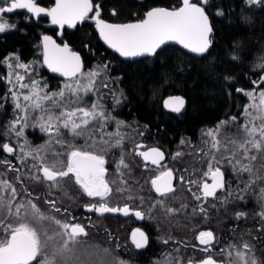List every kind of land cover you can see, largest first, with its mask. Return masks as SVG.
<instances>
[{
  "label": "trees",
  "instance_id": "1",
  "mask_svg": "<svg viewBox=\"0 0 264 264\" xmlns=\"http://www.w3.org/2000/svg\"><path fill=\"white\" fill-rule=\"evenodd\" d=\"M93 2L100 5L105 20L118 24L142 20L146 12L154 7L177 8L181 5V0ZM38 3L40 7L47 8L53 4V0H38ZM204 8L211 19L212 47L202 57L188 54L178 46L168 45L153 56L124 61L102 44L93 24L85 23L65 30L64 40L73 50L81 53L85 62L82 74L67 81L51 76L41 64L42 34L55 33V30L44 27L47 17L40 16L34 20L26 13H18L11 16L17 21L15 28L0 33V138L12 139L17 147L26 143L24 138L28 139L27 142L31 141L33 155L21 157L22 164L27 165L26 169L34 170L35 167L30 166L40 164L34 159L40 142V148L44 146L43 143L48 145L46 151H41V155L47 159L54 153L59 154V160L65 161L68 152L83 149L104 155L112 165L120 164L123 158L127 168L121 167L120 175L121 172L124 176V173L136 171V178L142 184L137 181L129 186L137 189L134 199L146 211L147 219L153 225L151 242L146 252L121 255L119 259L122 262H198L205 255L197 240L198 234L211 231L214 245L222 253L225 264L235 262L236 250L244 243L251 246L249 257L264 264V218L259 215L264 211V192L261 191L264 189V158L258 156L252 162L253 175L234 170L228 162L234 148L230 141L240 142L245 138L243 126L248 117L244 110L250 104L246 93L264 88L263 84L258 83L264 72V67H261L264 65V0L254 3H248V0H207ZM9 60L29 64L22 82L28 85L27 88H22L15 78H10ZM89 71L98 73L93 78L91 90H79L73 94L65 88L66 85L74 87L76 81ZM33 81L38 82L37 87L43 95L64 90V104L77 101L78 95L79 100L70 104V108H90L92 104H98L100 107L97 111H103L108 119L97 118L90 122L87 126L91 130L87 134L90 141L81 139L82 136L62 140L60 131V135L56 136L60 141L57 143L49 136L51 134L41 128L40 117L43 115L46 120V113L27 108L16 114L12 93L16 91L23 99L24 95L32 92ZM174 96L184 100L181 114L163 110L165 101ZM43 104L45 109L51 108L56 116L63 110L53 108L49 101ZM22 105L25 108L27 101L23 100ZM16 116H26L27 119L26 123L22 119V125H15L13 130L10 127ZM233 117L236 119L233 120ZM222 121L227 122L218 131L222 147L212 149L211 144L206 142L208 132L217 128ZM256 123L259 124V121ZM20 130H26L23 137L16 135ZM117 132L123 137L119 145H116L118 137L109 135ZM101 138L109 143L104 144ZM137 138H145L167 149L172 155L181 154L175 156L174 166L178 167L177 163L184 165V181L174 193L159 197L147 186L146 179L150 173L142 174L134 163L133 144ZM51 139L52 143L48 144ZM83 142H87L88 148L80 147ZM213 154L216 157L213 168L220 166L231 176L216 201L203 198L198 188L206 178L204 173L208 171ZM252 154L256 153L253 151ZM240 155L237 153V158ZM242 163L247 164L248 160L244 159ZM191 181L198 183L192 184ZM196 196L201 198L197 200ZM161 200L163 204L159 203ZM168 209L176 211L169 212ZM238 213L244 215L238 216ZM0 239H3L1 229ZM228 251L232 252L231 257ZM93 258L95 261L100 259L99 256ZM93 258L90 256L91 260Z\"/></svg>",
  "mask_w": 264,
  "mask_h": 264
},
{
  "label": "snow or ice",
  "instance_id": "2",
  "mask_svg": "<svg viewBox=\"0 0 264 264\" xmlns=\"http://www.w3.org/2000/svg\"><path fill=\"white\" fill-rule=\"evenodd\" d=\"M254 2L256 0H248V3ZM203 3L206 4L207 0H203ZM3 4L4 6H0V33L15 27L14 24H9L4 20L2 14L11 13L17 9H26L37 16L41 13H46L51 16V22L61 28L64 25L75 27L77 22L88 18V14L93 11L91 0H55V6L51 9L38 6L35 0H3ZM99 15V6L97 5L96 14L92 18L96 21L100 36L110 47L125 57L154 54L166 41H177L195 53H204L210 44L208 37L212 29L205 9L203 6L192 3L191 0H183L182 6L178 9L153 8L146 13L145 19L137 23L110 24L100 19ZM43 41L45 63L52 71L61 72L68 77H75L80 72V58L76 53L69 50L67 44L60 47L49 36H44ZM17 67L27 68L28 65L18 64ZM261 67H264V65ZM97 75V72L88 73L89 83L85 86V91L91 90L93 78ZM261 79H264V77ZM16 80L21 81L23 77L16 74ZM37 83L33 81L32 92L23 96L24 101L29 102L24 110L26 111L27 107H31L40 109L47 114L46 120L43 115L40 117L42 130L52 131L55 125V133L59 136L62 126L65 129H69L74 136H80L87 130V126L91 121L97 118L101 120L108 119L103 111H97L100 107L98 104H92L90 108H70V104L79 100L78 95L77 101H69L67 104L62 102L65 95L64 90L52 95H41ZM76 84L79 85V81H76ZM20 86L22 88L28 87V85L24 84ZM65 88L73 94H77L79 91L78 87H72V85H66ZM238 91L241 90L238 89ZM12 95L17 99L16 108L21 109L22 106L19 103V98L16 97V93L13 92ZM246 95L254 102L246 106L244 110L245 116L248 117L243 126L245 138L240 142L230 141L234 148L232 157L228 162L234 170L248 172L253 175L252 162L256 161L258 156L264 158V90H259L258 96L255 90L247 92ZM57 97L60 99H56ZM44 101H49L53 108H63L59 116L52 114L51 108L45 109ZM165 106L179 112L184 106V100L181 97H170L165 101ZM249 109H253L254 113L249 111ZM21 119H24L26 123V116L18 117L11 123L13 130L16 124L21 123ZM232 119L235 120L236 118L233 117ZM256 121H259V124ZM225 123L227 122L222 121L215 131L209 130L208 135L213 137L211 142L212 149L219 150L222 147L221 142L215 137L216 132ZM16 135L22 136L23 131H17ZM109 135L118 137L116 145H119L123 139L119 132ZM101 139L104 144L109 143L103 138ZM56 142L59 143L60 141L57 140ZM25 146H21L22 150ZM0 148L7 153L14 151L7 143L0 145ZM47 148L48 145L46 144L35 150L34 159L38 160L40 164L38 167L37 165H33V167H37V171L42 172L43 175L42 177L37 175L34 179H43L51 182V187L60 188L65 178L69 180L74 178L75 183L80 186L88 197H98L101 200L98 206H87L89 210H94L100 214L122 212L127 215L129 213L130 209L127 205L123 208L109 207L105 202V198L109 196L112 189L109 187V182L105 179L104 155L96 154L93 151L73 149L67 153L66 162L58 159L59 154H56V159L48 162L47 158L40 154L42 150L46 151ZM253 151L256 153L255 155L252 154ZM237 153L241 154L240 158H237ZM139 154L145 160H151V163L156 165L163 159V153L156 148ZM24 155L32 156L33 152L26 151ZM176 155L179 156L181 154L177 153ZM244 159L248 160L247 164L242 163ZM214 161H216L215 154L212 155V160L209 161L208 171L204 173L205 176L211 175L212 183L204 182L200 186L201 194L204 198L216 195V190L224 187L223 173L220 168L216 167L213 170ZM0 163L7 164L8 162L0 161ZM9 166L12 167V170L18 171L13 166ZM121 167L127 168L123 158H121L117 170L120 171ZM122 177L123 172H121ZM172 179L173 173L171 170L161 171L158 176L151 180V184L157 193L161 196H167L175 191L172 186ZM180 179L183 180L184 177H180ZM121 183L126 182L121 179ZM190 183L197 184L198 182L191 181ZM245 187L247 188L248 185ZM0 191H10L11 193L7 200L0 196V214L5 217L0 219V229L6 234L4 239H0V264H69L70 257L68 254L73 251L71 246L78 243V238L81 235H87L85 226L80 223L61 222L55 217L45 216L30 200L27 205L22 202L13 205L12 201L18 193L16 188L5 180H0ZM117 191L120 192L123 189L117 188ZM261 191L264 192V189ZM200 198V196H196L197 200ZM49 203L55 208V201H49ZM159 203L163 204V201L161 200ZM22 209L25 211V215H28L30 211L36 222L42 226L40 230L31 223L18 222L14 224L11 221L5 222L8 217L19 218ZM56 211H59V209H56ZM168 211L173 212L176 210L168 209ZM201 211L203 212L204 209L201 208ZM135 215L142 218V213L139 211H136ZM237 215L243 216L244 213H238ZM259 215L264 218V211L259 213ZM45 221L54 223L59 230L54 231L52 235H48V230L43 228ZM132 239L137 248H143L147 244V237L140 229H136L133 232ZM198 239L201 244L210 245L214 236L211 231L200 232ZM203 251L207 252L209 249L204 248ZM249 252H251V246L248 243H244L236 250L235 262L230 261L229 264H260L254 257H249ZM227 254L229 257L232 256L231 251H228ZM189 264H193V262L190 260ZM198 264H217V261L212 256H208L200 260Z\"/></svg>",
  "mask_w": 264,
  "mask_h": 264
},
{
  "label": "flooded vegetation",
  "instance_id": "3",
  "mask_svg": "<svg viewBox=\"0 0 264 264\" xmlns=\"http://www.w3.org/2000/svg\"><path fill=\"white\" fill-rule=\"evenodd\" d=\"M35 1L37 2L38 6H39L38 0H35ZM53 2H54V0H53ZM1 5L4 6L3 1L1 2ZM49 7H47V8H49ZM47 8H45V9H47ZM23 13H26V14H28V16H30L29 13H27V12H23ZM16 14H18V13H15V14H12L9 16L11 17V16L16 15ZM6 16H8V15H6ZM40 16L47 17L46 13H41L38 16H30V17H32L34 20H37V18ZM47 19H48V17H47ZM44 27H45V25H44ZM94 28H95V26H94ZM46 29H48V28H46ZM48 30H55V33L54 34H52L50 32H45V33H50L52 35H56V32H57L56 29H48ZM65 30H68V29H65ZM63 34H64V32H63ZM41 62H42V60H41ZM84 64H85V62H84ZM81 74H79V75H81ZM50 75L53 76L52 74H50ZM53 77H55V76H53ZM55 78H57V77H55ZM174 97H176V96H174ZM183 109H184V106L181 108V110L178 113L181 114ZM163 110L166 113L176 112V111H173L171 108L166 107L165 104L163 105ZM0 141H2L1 144L7 143L14 149V151L12 153H7L5 151L0 152V161H7L8 162L7 164L6 163H0V164H3L7 167V171H8L7 173L8 174L9 173L10 174L11 173L17 174V175H20V178H21L22 173L20 172L18 165L16 163V151L18 149L16 143H13L12 139L10 140L8 138H0ZM142 144H144V147L140 148V146ZM150 147L161 148L165 152V155H166L165 161L158 164V165L146 163L144 161L142 155H140L139 153H142L143 151L147 150ZM79 150L88 151V150H83V149H79ZM133 156H134V163H135L136 167L139 168L138 171H142V174L143 173L144 174L150 173L149 178L146 179V183H147V186L149 188H151L153 192H154V190H153V186L151 184V180L160 174L159 173L157 175H155V174L153 175L152 173L154 171L161 172V171L171 170L173 173V179H174V182H173L174 183V190L181 187L180 183L182 184L184 179L181 180L180 177H182V176L184 177V165L177 163L180 166V170H179L180 172L178 174V172L176 171V169L174 167V162H172V159H171L172 157H175L176 155L170 154L167 149H165L159 145H155V144L147 141L145 138H142V139L137 138L134 141ZM104 158H105L104 167L106 169L105 179L109 182V187L112 189V192L109 194V196L105 198V202L108 204L109 207L123 208L125 205H127L130 209V211L127 215L123 214L122 212H117L115 214H112V213L100 214L94 210H89V207H87V206H91V205H97L98 206L99 203H101V200L98 197H88L82 191L80 186L75 183L74 178L71 180L65 178V180L62 182V186L60 188L51 187L50 186L51 182H47L44 180L42 181V182H44V185L41 187L38 184L33 185V186L28 185V183H25V180L20 179V181H18V185L15 188H18V195L16 196L17 200L21 199L22 197L27 198V202L30 200L35 205L43 202L46 206V211H48V212H46V213H48L47 214L48 216L55 217V219H58L61 222L80 223L81 225L85 226V231H86L87 235H81L78 238V243L71 246L73 248V251L69 254H73V252H75V253H83L84 252L83 254L88 253L89 255L94 254L92 256H99V254H100L102 257L107 258V260H106V262H107L111 258L117 257V259H119L121 257V255L129 256L132 253H135L138 251L146 252V249L150 246V242H151L150 231L152 230L153 225L147 219L146 211L143 210V208L140 206V204H137L136 199H134V197L136 196L137 189L133 185L132 186H129L130 184L127 185V181L130 178L129 175L136 176V171H133L132 174L124 173V176L121 178V175H120L121 170L118 171L115 169V167H118L119 164L117 163V165L116 164L112 165L110 162H108V160L105 156H104ZM175 160H176V158H175ZM65 162H66V160H65ZM9 165L13 166L15 169H18V171L12 170V167H10ZM220 170L223 173L224 187L220 191H218L214 197L205 198V199H210L212 201H214V200L216 201L219 198V195H221L223 190L226 188V185L228 182V174L224 170H222V169H220ZM38 175L42 177L43 174L41 172H39ZM121 179H123V181H125L126 183H121ZM203 181L199 183V187H198L201 196H202V194H201V187L200 186L202 185ZM64 182H68L71 185L67 186ZM139 183L142 184L140 181H139ZM207 183L208 184L212 183L211 175H210ZM145 186H146V184H145ZM117 188H122L123 191L118 192ZM188 188H190V186H188ZM170 194H172V193H170ZM170 194H168L167 196H169ZM156 195L159 197H167V196H161L159 194H156ZM129 197H131V198H129ZM49 201H55V208H53L51 206ZM56 209H59V211H56ZM136 211H139L142 213V218L137 217L135 215ZM15 218L16 217H8L5 219V222L11 221L14 224H16L18 222L31 223L35 227H37L38 230H40L42 227L39 223L37 225L35 223H33L31 221V219H29V217L28 218L27 217L17 218V219H15ZM45 225L47 227H45ZM43 228L48 230L47 231L48 235H52L54 231L59 230L58 227L52 222L51 223L44 222ZM136 229H140L147 237V244L143 248H137L135 246V243L133 242L132 234ZM2 233H3V239H4L6 234L3 232V230H2Z\"/></svg>",
  "mask_w": 264,
  "mask_h": 264
},
{
  "label": "rangeland",
  "instance_id": "4",
  "mask_svg": "<svg viewBox=\"0 0 264 264\" xmlns=\"http://www.w3.org/2000/svg\"><path fill=\"white\" fill-rule=\"evenodd\" d=\"M3 19L4 20H6L9 24H14V25H16V22L17 21H15V18L13 19V17H10V16H6V15H3ZM15 28V27H14ZM11 29H13V28H11ZM9 30V29H8ZM18 64H25V63H23V62H19V61H16V62H13V61H11V60H9V61H7V66H8V69H9V75H10V78H15L16 79V74H18V75H20V76H22L23 77V80H24V77L26 76V72H27V68L29 67V64H26V65H28V67L27 68H19V67H17V65ZM41 64H42V62H41ZM10 65H11V67H10ZM43 66V65H42ZM33 67H34V65H33ZM18 70V71H17ZM91 72H93V71H89L88 73H91ZM23 80H21V81H18V83H19V86L21 85V84H23L22 82H23ZM65 81H67V80H65ZM88 83H89V77H88V74H86L85 76H83V78L81 79V80H79V85H75L74 87H78L79 88V90H85V86H87L88 85ZM261 90H263V89H261ZM14 92H16V91H14ZM79 92V91H78ZM258 92H259V90L258 91H256V94H257V96H258ZM41 95H43V94H41ZM16 97H18L19 98V103L21 104V109H17L16 108V106H15V108H16V110H17V113L16 114H18V112H20V111H22L24 108H23V100L24 99H21V96L16 92ZM248 96L246 95V98H247ZM249 98V97H248ZM13 101H14V104L16 105V102H17V99L13 96ZM249 102H250V104H252L254 101L251 99V98H249ZM29 104V102H27V105ZM26 105V106H27ZM25 107V106H24ZM27 108H29V109H33V108H31V107H27ZM82 108H84V107H82ZM34 110V109H33ZM250 111L251 112H253L254 113V110L253 109H250ZM17 118L18 117H22V116H16ZM22 122H23V120L21 119V123L20 124H16V126H18V125H22ZM78 122V121H77ZM10 128H12V127H10ZM55 125L53 126V130L52 131H47V133L48 134H51V135H49L50 137H52L53 138V140H57L58 138L56 137L57 135H56V133H55ZM217 128H215V129H211V130H213V131H215ZM21 131V130H20ZM26 130H24V132H25ZM60 131H61V133H62V135H60L61 136V139L62 140H64V139H66V138H75V139H77V137H75L74 135H73V133L69 130V129H65V128H60ZM24 132H23V135H24ZM89 133H91V130L90 129H88L87 128V130L84 132V134L83 135H80V136H82V138L81 139H83V140H88V141H90V138H89ZM88 134V135H87ZM23 135L21 136V137H23ZM68 135V136H67ZM71 135L73 136V137H71ZM67 136V137H66ZM209 136V135H208ZM96 137V136H95ZM40 138H42V137H40ZM48 138V137H47ZM69 138V139H70ZM78 138H79V136H78ZM217 140H218V132H216V137H215ZM96 139H98L99 140V138L98 137H96ZM212 139H213V137L212 136H209V137H207V140H206V142H208L209 144H211V142H212ZM24 140V142H27V138H24L23 139ZM91 140H93V139H91ZM69 141H72V142H74V140H69ZM50 143H52V139L51 140H48V144H50ZM19 145H21V146H25L24 148H23V150H22V147L21 146H19L18 147V149H17V151H16V163H17V165H18V168H19V170H20V172L22 173L21 175V178H20V175H17V174H13V173H7L8 171H7V167L5 166V165H3V164H0V180H5V181H7V182H9L12 186H14V187H16L17 185H18V181H20V179H22V180H25V183H28V185H36V184H38V185H40L41 187L44 185V182H42L43 181V179H41V180H36V179H34V177L35 176H37L38 174H39V172L37 171V167L39 166V164H37V167H35V169L34 170H27L26 168H27V165H25V164H22V160H21V157L22 156H24V153L26 152V151H32V150H34V146H32L33 144L31 143V141H28L27 142V144L26 143H22V144H19ZM39 145H40V142H39ZM38 145V149L40 148V146ZM42 145H46L45 143H43ZM134 145V144H133ZM88 144H87V142H83V144L82 145H80V147H82V148H88ZM33 147V148H32ZM78 147V146H77ZM40 154H41V152H40ZM48 157V159H47V161L48 162H51L53 159H56V154H52V155H50V156H47ZM172 159V162H174V160H175V157H172L171 158ZM116 165H117V163H116ZM32 166L33 165H31L30 167L32 168ZM175 167V166H174ZM218 167V166H217ZM219 168H220V166H219ZM175 169H176V171L178 172V174H179V170H180V167L178 166V167H175ZM215 168H213V170H214ZM220 169H222V168H220ZM160 172L158 171V172H156V171H154L152 174L154 175H157V174H159ZM129 179H128V183L129 184H134L136 181H139L138 180V178H136L137 176H134V175H129ZM183 177V176H182ZM209 177H210V175H207L206 176V178L204 179V181H203V183L204 182H207L208 181V179H209ZM230 177L231 176H229L228 175V180L230 179ZM67 186H70L71 184H69L68 182H64ZM202 183V184H203ZM36 187V186H35ZM16 191H17V193H18V188H16ZM10 195H11V193H10V191H0V196H3L6 200L10 197ZM21 202H23V203H25L26 205H27V198H21V199H19V200H17V198H15L13 201H12V203H13V205H15V204H17V203H21ZM36 206H37V208L39 209V211L41 212V213H43L45 216H48L47 214L48 213H46V212H48V211H46V206H45V204L43 203V202H41L40 204H36ZM24 217H29V219H31V221L33 222V223H35L36 225L38 224L37 222H36V220L33 218V216L31 215V213H30V211H29V214L28 215H25V211L22 209L21 210V214H20V217L19 218H24ZM4 218V216L2 215V214H0V219H3ZM15 219H17V218H15ZM46 223H51V222H49V221H45ZM7 223V222H6ZM45 227H47L46 225H45ZM202 232H207V231H202ZM3 234V233H2ZM200 234V233H199ZM199 234H198V236H199ZM214 236V235H213ZM197 240H198V242H199V244L201 245V247L204 249V248H208V249H210V251H207V252H205V255L203 256V258L202 259H200V260H203L204 258H206V257H208V256H212L216 261H217V263L218 264H225V262H223L222 260V258H223V255H222V253L221 252H218L217 251V249H216V247H215V245H214V243H215V239H213L212 240V242H211V244L210 245H203V244H201L200 243V240L197 238ZM49 251H51V249H49ZM84 253V252H83ZM83 253H75V252H73V254H68L69 255V257H70V260H69V264H95V263H100V262H103L104 263V261H106L107 260V258H105V257H102L99 253V260L98 261H95L94 260V258L93 257H98V256H92V255H94V254H83ZM84 256V257H83ZM90 256L93 258L92 260L90 259ZM104 256V255H103ZM221 256V257H220ZM80 257H83V258H80ZM199 260V261H200ZM192 261V260H191ZM198 261V262H199ZM108 262H110V264H121V259H115V258H113V259H110ZM193 262V264H198V262H194V261H192ZM105 264H106V262H105ZM123 264H129V263H127V262H124L123 261ZM187 264H189V262L187 263Z\"/></svg>",
  "mask_w": 264,
  "mask_h": 264
},
{
  "label": "water",
  "instance_id": "5",
  "mask_svg": "<svg viewBox=\"0 0 264 264\" xmlns=\"http://www.w3.org/2000/svg\"><path fill=\"white\" fill-rule=\"evenodd\" d=\"M2 1H3V0H0V6H2V5H1V2H2ZM35 2H36V1H35ZM182 2H183V0H181V5H180L179 7L182 6ZM191 2H192V3H196V4L199 5V6H203V7H204L203 0H202L201 2H199L198 0H191ZM36 3H37V2H36ZM91 3H92V5H93V11L90 12V13L88 14V18H86V19L83 20V21L77 22L76 25H75V27H76V26L83 25L84 23H87V22H88V23H92V24H94L95 29H96L97 34H98V37H99L100 41L102 42V44H103L107 49H109L111 52H113L114 54H116L120 59H122V60H124V61H136V60L141 59V58H145V57L153 56V55H155L157 52L161 51L164 47H166V46H168V45H175V46H178V47L181 48L183 51H185V52H187L188 54H191V55H193V56H196V57H202V56L206 55V54L210 51V49H211V47H212V41H211V34H212V31H211V33L209 34V37H208V39H209V41H210V44H209L208 49H207L204 53H195V52H192L189 48H185L182 44H180V43L177 42V41H166L163 45H161L160 48H158V49L156 50V52H155L154 54H144V55L134 56V57H125V56H122L118 51H116L115 49H113L112 47H110V46H109V45H108V44L102 39V37L100 36L99 30H98V28L96 27V21H95V19L92 18V17H94L95 14H96V6H97V5L99 6V13H100L99 18H100V19H102V20H104L106 23H110V24H118V23H112V22H109V21L105 20V19L103 18V16H102V15H103V12H102V9H101L100 5H99V4H95V3L93 2V0H91ZM37 5H38V4H37ZM54 6H55V0H54L53 4H52L49 8H47V9H51V8L54 7ZM179 7H177V8L160 7V8H166V9L172 10V9H178ZM154 8H157V7H154ZM151 9H153V8H151ZM151 9H150V10H151ZM204 9H205V8H204ZM150 10H148V11H150ZM148 11H147V12H148ZM20 12H27V13H29L30 16H37V15H35V14H32V13L28 12L26 9H17V10H14L13 12H11V13H7V12H6V13H4V14H2V15H8V16H9V15H12V14H15V13H20ZM147 12H146V13H147ZM205 13H206V15L208 16L209 24H210L211 29H212L210 16H209L208 13L206 12V10H205ZM46 16L48 17V22L45 24V27L48 28V29H56L57 32H56V35H52V34H50V33H44V34L42 35V37H41L42 65H43V68H44L48 73L52 74L53 76H55V77H57V78H59V79H61V80H70V79H72V78H75L76 76H78L79 74H81L82 71H83L84 68H85V64H84L83 56L81 55L80 52L73 50L72 47H71V46H70V45L64 40V38H63V32H64L65 29L71 30V29H74L75 27H69L68 25H64V27L61 28L59 25H57V24H53V23L51 22V16H49V15H47V14H46ZM145 17H146V14H145V16H144L143 19H145ZM143 19H142V20H143ZM139 21H141V20L134 21V22H129V23H137V22H139ZM123 24H127V23H123ZM44 36H49V37H51L52 40H54V41L56 42V44H58L60 47H63L65 44H67L69 50H70L71 52H73V53H76V54L79 56V58H80V63H81V70H80V72H78V73L76 74L75 77H68V76L63 75L61 72H54V71H52V69L49 68V66L45 63V56H44V41H43V37H44ZM262 77H264V72H263V73L260 75V77H259V82H258L259 84H264V79H261ZM263 90H264V88H263ZM142 147H144V144H142V145L140 146V148H142ZM152 148H156V149H158L160 152L163 153V159L160 161V163L164 162L165 159H166V155H165V152H164L161 148H159V147H150V148H148L147 150H145V151H143V152H148V151H149L150 149H152ZM142 157H143V156H142ZM143 159H144V157H143ZM144 161H145L146 163H150V164H152V163H151V160H145V159H144ZM160 163H159V164H160ZM41 173H42V172H41ZM153 179H154V178H153ZM173 182H174V179H172V186H173V188H174V183H173ZM223 182H224V181H223ZM221 189H222V188H218V189L216 190V193H217L218 191H220ZM153 190H154V192H155L156 194H159V193H157V192L155 191L154 187H153ZM159 195H160V194H159ZM214 196H215V195H214ZM214 196L207 197V198H212V197H214ZM115 213H117V212H115ZM115 213H112V214H115Z\"/></svg>",
  "mask_w": 264,
  "mask_h": 264
},
{
  "label": "bare ground",
  "instance_id": "6",
  "mask_svg": "<svg viewBox=\"0 0 264 264\" xmlns=\"http://www.w3.org/2000/svg\"><path fill=\"white\" fill-rule=\"evenodd\" d=\"M258 82H259V80H258ZM264 85V84H263Z\"/></svg>",
  "mask_w": 264,
  "mask_h": 264
}]
</instances>
